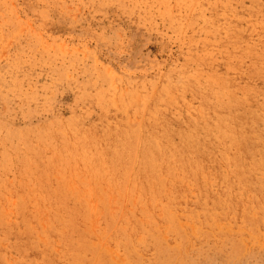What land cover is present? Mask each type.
Masks as SVG:
<instances>
[{"label": "rangeland", "instance_id": "rangeland-1", "mask_svg": "<svg viewBox=\"0 0 264 264\" xmlns=\"http://www.w3.org/2000/svg\"><path fill=\"white\" fill-rule=\"evenodd\" d=\"M263 69L264 0H0V264H264Z\"/></svg>", "mask_w": 264, "mask_h": 264}, {"label": "bare ground", "instance_id": "bare-ground-1", "mask_svg": "<svg viewBox=\"0 0 264 264\" xmlns=\"http://www.w3.org/2000/svg\"><path fill=\"white\" fill-rule=\"evenodd\" d=\"M257 6V5H256ZM249 56L251 57V54H249ZM234 57V56H233ZM236 57V56H235ZM234 57V58H235ZM239 58V57H238ZM252 58V61H253V65H255V59L253 58V57H251ZM232 59V58H231ZM229 60V59H228ZM252 61H250V63L252 62ZM251 64V65H252ZM250 65V66H251ZM258 77L259 78H261L260 80H262V79H264V69H263V71H261V73H259V75H258ZM221 84H223V82L221 83ZM21 90V89H20ZM244 92H252L255 96H261V97H263L264 98V88L260 85V81H258L255 85H245V87H244ZM22 94V93H21ZM232 97H233V99H234V101H233V104H239V106H241V107H245V109L248 111V112H250V113H248V112H246L245 111V114H244V116L242 117V119H241V122L242 123H244L251 115H253L254 114V111H253V108H254V105H253V103L252 102H247V101H245L244 99H241V98H238L236 95H234L233 93H232ZM224 105H226L227 104V101L226 100H224V103H223ZM244 109V108H243ZM253 113V114H252ZM1 127H2V125H1ZM225 136H232V134H230V133H225ZM4 143H6V142H2V145L4 144ZM134 143H136V138L134 139ZM1 145V144H0ZM5 145V144H4ZM3 145V146H4ZM3 146H1V149H3L2 147ZM118 148H120V149H122L121 147H119L118 145H116ZM5 147H6V145H5ZM0 149V150H1ZM5 149V148H4ZM3 149V150H4ZM7 149V148H6ZM7 153H8V151H7ZM6 152H5V157H2L1 159H6V155H8ZM142 153H144V151L142 150ZM2 154H3V152H2ZM1 156V155H0ZM4 156V155H3ZM4 161V160H3ZM6 162L8 161L7 159L5 160ZM157 163V162H156ZM3 164V163H2ZM0 166H1V164H0ZM5 166V165H4ZM134 167H137V165H136V162H134L133 163V165H132V168L134 169ZM170 209V208H169ZM170 211V214H172V212H171V210H169ZM126 254V253H125ZM158 262V261H157ZM129 263H130V261H129ZM157 264V263H156Z\"/></svg>", "mask_w": 264, "mask_h": 264}]
</instances>
